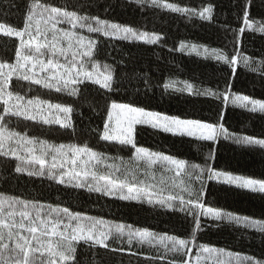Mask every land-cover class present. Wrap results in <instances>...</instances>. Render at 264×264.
<instances>
[{
	"label": "snow or ice",
	"instance_id": "6c2138e0",
	"mask_svg": "<svg viewBox=\"0 0 264 264\" xmlns=\"http://www.w3.org/2000/svg\"><path fill=\"white\" fill-rule=\"evenodd\" d=\"M130 2L198 17L209 23L214 20L212 4L197 10L167 0ZM252 5L253 0H243L239 6L242 15L238 19L243 26L233 36L231 53L217 47L183 42L179 50L222 62L230 69V78H235L240 64L256 71L252 66L254 62L242 55L239 48L240 37L246 30L264 35V24L256 22L257 26H254L252 21ZM13 6L19 10V5ZM0 36L14 37L18 41L13 52L14 60L0 61V157L4 162L10 163L11 158L16 161V173L46 178L65 188L141 206H158L173 214L182 213L179 219L188 225V238H181L178 233L161 234L148 228L85 215L69 206L42 204L0 193V264H81L78 257L82 245L88 251L102 249L112 253L124 251V245L129 249L147 247L154 255L145 264H157V261L162 264H203L204 260L213 258L211 254L231 258L214 259V264H262L251 255L225 253L223 248L209 247L198 241L206 223L202 218L243 225L264 235V219L237 215L214 205L208 197L216 192L206 184V181L215 180L221 185L264 194V178L235 175L208 166L214 159L211 145L220 138L237 145L264 149V139L237 135L223 123L224 111L229 105L264 114V101L237 94L227 83L223 92L211 87L200 88L188 80L163 83L166 92L171 89L191 97L220 100L222 107L217 119L207 122L148 110L134 100L111 99L107 94L114 91V69L98 60L99 45L104 42L100 37L109 42L119 40L147 45L156 44L161 37L110 22L98 15L81 14L75 5L62 7L51 0H25L19 24L0 20ZM261 74L264 75V61L261 62ZM13 77L69 97L83 98L92 87L97 92L105 90L103 108L97 111L100 123L90 128L88 135L95 134L94 138L100 142L126 149L129 152L127 161L122 156H109L96 150L91 143L80 141L82 133L73 123L75 109L71 105L42 99L38 95H23L12 86ZM12 118L31 122L38 131L29 133L13 129L9 127ZM56 125L59 127H54ZM137 125H146L173 137L209 142V156L204 166L189 165L184 159L139 145ZM42 133L67 135L75 142H53L41 138ZM117 160L119 164L115 162ZM117 241L121 247L115 246ZM205 253L210 255L206 257Z\"/></svg>",
	"mask_w": 264,
	"mask_h": 264
},
{
	"label": "trees",
	"instance_id": "16d2710c",
	"mask_svg": "<svg viewBox=\"0 0 264 264\" xmlns=\"http://www.w3.org/2000/svg\"><path fill=\"white\" fill-rule=\"evenodd\" d=\"M51 2L62 7L75 5L81 14L98 15L110 22L125 24L161 37L154 45L119 40L109 42L100 37L104 42L99 45L98 60L101 64L107 63L114 69V91L107 94L113 100H134L149 110L207 122L217 119V113L222 107L220 100L191 97L187 93L173 92L171 89L166 92L163 83L168 80H188L200 88L211 87L221 92L225 90L227 83L232 85L231 91L237 94L264 101V75L261 74L264 35L246 30L240 37L239 48L242 55L249 57L254 62L252 66L257 70L251 71L240 64L235 78H230V69L222 62L179 50L183 42L202 44L209 48L217 47L231 53L233 36L236 30L243 26L242 21L238 19V16L242 15L239 6L243 0H167L197 10L212 4L214 6L212 23L198 17L172 13L163 8L137 5L130 0H51ZM24 4L25 0H0V20L7 19L9 23L19 24ZM13 5H19V10ZM250 16L254 26H257L256 22L264 24V0H253ZM95 35L93 34L94 37ZM17 44L18 41L14 37L0 36V61L14 60L13 52ZM11 84L15 90L28 97L38 95L52 102L68 103L75 109L72 117L77 131L82 133L79 136L80 141L91 143L96 150L103 151L109 156H122L127 161L129 152L126 149L100 142L94 138L95 134L88 135V130L100 123L97 111L103 108L105 90L97 92L96 88L92 87L82 98L58 94L32 85L29 81H17L16 77H13ZM223 123L237 135L264 139V114L250 113L244 108L229 105L224 111ZM26 124L31 126L26 127ZM9 127L29 133L38 131L37 126L31 122L18 121L16 118H12ZM136 128L139 145L184 159L189 165L204 166L209 156V142H198L189 137H173L171 134L156 132L146 125H137ZM41 138L57 143L75 142L67 135L51 133H42ZM211 148L214 159L209 161L208 166L239 175L264 178V149L258 146L237 145L223 138L212 144ZM9 159L11 162L5 163L4 158L0 157V193L16 195L42 204L69 206L85 215L148 228L161 234L178 233L181 238H188L186 236L188 225L179 219L182 213L173 214L172 211L158 206L155 208L141 206L134 202L120 201L95 193L89 194L83 190H72L46 178L18 174L14 171L16 161ZM115 162L120 163L119 160ZM206 184L216 192V195L208 197L214 205L237 215L264 219V194L221 185L215 180L206 181ZM202 219H206V223L203 231L199 233V243L223 248L233 254L251 255L264 264V235L243 225ZM217 224L219 226H216ZM115 246L121 247L119 241ZM123 247L124 251L112 253L102 249L88 251L82 245L78 258L81 264H145L146 260L154 255L153 250L147 247L137 246L131 249L127 245ZM132 252L136 254L132 255ZM157 264L162 262L157 261Z\"/></svg>",
	"mask_w": 264,
	"mask_h": 264
},
{
	"label": "rangeland",
	"instance_id": "374dc122",
	"mask_svg": "<svg viewBox=\"0 0 264 264\" xmlns=\"http://www.w3.org/2000/svg\"><path fill=\"white\" fill-rule=\"evenodd\" d=\"M85 34H87V33H85ZM149 110V109H148ZM178 159V158H177ZM38 167V166H37ZM232 173V172H231ZM233 174H235V173H233ZM235 175H239V174H235ZM100 219H102V218H100ZM103 220H105V219H103ZM107 221H109V220H107ZM111 222H113V221H111ZM113 223H116V222H113ZM123 224V223H122ZM127 225V224H126ZM225 253H227L226 251H225ZM206 257H208L210 254H207V253H205L204 254ZM212 255V257L213 258H210V259H207V260H204V262H203V264H214V259H223V260H229V259H231L230 257H228V256H219L218 254H211ZM235 255V254H234ZM240 255H243V254H240Z\"/></svg>",
	"mask_w": 264,
	"mask_h": 264
}]
</instances>
